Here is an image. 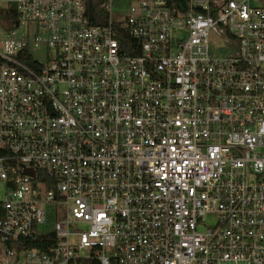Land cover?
<instances>
[{
    "label": "built area",
    "instance_id": "obj_1",
    "mask_svg": "<svg viewBox=\"0 0 264 264\" xmlns=\"http://www.w3.org/2000/svg\"><path fill=\"white\" fill-rule=\"evenodd\" d=\"M9 1L0 264H264V3Z\"/></svg>",
    "mask_w": 264,
    "mask_h": 264
},
{
    "label": "trees",
    "instance_id": "obj_2",
    "mask_svg": "<svg viewBox=\"0 0 264 264\" xmlns=\"http://www.w3.org/2000/svg\"><path fill=\"white\" fill-rule=\"evenodd\" d=\"M89 11L92 14V20L95 23L99 22L98 19L96 18V15H98L102 10L99 7V3H98L97 0H92L91 6L89 8ZM8 17H9V19H14L15 18V10L12 7V5L8 9ZM94 264H96V263H94ZM113 264H115V263H113Z\"/></svg>",
    "mask_w": 264,
    "mask_h": 264
},
{
    "label": "crops",
    "instance_id": "obj_3",
    "mask_svg": "<svg viewBox=\"0 0 264 264\" xmlns=\"http://www.w3.org/2000/svg\"><path fill=\"white\" fill-rule=\"evenodd\" d=\"M262 3V2H258ZM264 3V1H263ZM10 5L9 0H0V21L5 24V21L7 20V12H8V7Z\"/></svg>",
    "mask_w": 264,
    "mask_h": 264
},
{
    "label": "rangeland",
    "instance_id": "obj_4",
    "mask_svg": "<svg viewBox=\"0 0 264 264\" xmlns=\"http://www.w3.org/2000/svg\"><path fill=\"white\" fill-rule=\"evenodd\" d=\"M264 0H258V2H262L263 3ZM2 22L0 21V26L3 29V24H1Z\"/></svg>",
    "mask_w": 264,
    "mask_h": 264
}]
</instances>
